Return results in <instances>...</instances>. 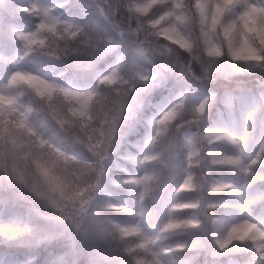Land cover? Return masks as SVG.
<instances>
[{
  "label": "trees",
  "instance_id": "obj_1",
  "mask_svg": "<svg viewBox=\"0 0 264 264\" xmlns=\"http://www.w3.org/2000/svg\"><path fill=\"white\" fill-rule=\"evenodd\" d=\"M47 1L60 19L68 20L69 33L43 28L40 36L21 37L19 31L27 33L34 27L37 8L30 0H0V83L8 81V92L24 111L23 124L16 113L0 110V220L13 228L10 232L0 227V264H143L152 256L143 233L132 223L138 198L136 182L128 173L132 153L138 152L136 144L146 136L157 111L156 102L163 101L169 89L180 88L186 94L178 109H188L201 91H209L217 101L202 122L212 127L218 111L227 119L226 97L230 96L238 109L239 99L261 97L264 39L246 14L249 31L262 53L260 61L233 50L218 21H212L209 29L218 46L211 45L203 35L206 22L199 0ZM224 2L229 5L232 0ZM171 39L180 43L172 44ZM147 69L163 77L160 87H152L138 102L124 107V99L133 92L129 84L137 85L138 73ZM110 71L115 82L104 79L103 73ZM31 72L90 91L84 99L88 119L81 118L80 109L65 93L39 87ZM11 76L15 77L11 80ZM161 91L165 93L159 94ZM146 102L150 105L145 111H138ZM178 109L160 133L151 136L158 154L149 164L152 177L148 182L159 181V189L167 184L161 190L164 193L184 172L183 133L195 118L190 110L179 116ZM134 114L139 120L125 126L122 133L114 131L112 141L105 143L108 155L121 148L119 161L129 168L120 167L111 156L106 168L81 159L85 158V148L72 139L75 136L82 143L86 139L88 129L82 133L78 128L81 121L90 129H106L114 122L122 125V120ZM27 129L42 138L43 144ZM50 141L65 152L78 154L80 160L68 164L65 159L52 158L47 162L55 153ZM260 155L264 160V149ZM209 163L208 173L219 182H240V172L232 167L212 160ZM260 168L264 169V164ZM56 189L64 196L62 200ZM242 191L251 198L257 196L251 211L260 213L264 209V179L250 178ZM147 197L145 206L155 215L159 203L153 204ZM50 199L54 205L47 203ZM188 210H176L179 227ZM209 210L212 218L222 212L221 206ZM149 223L156 243L168 247L174 264H227L224 253L239 264H264V258L245 250L249 242L238 234L218 242L203 223L178 229L175 224L163 225L158 216ZM194 235L197 249L177 244Z\"/></svg>",
  "mask_w": 264,
  "mask_h": 264
},
{
  "label": "rangeland",
  "instance_id": "obj_2",
  "mask_svg": "<svg viewBox=\"0 0 264 264\" xmlns=\"http://www.w3.org/2000/svg\"><path fill=\"white\" fill-rule=\"evenodd\" d=\"M30 4L37 8V21L27 33L19 31L18 34L21 37L25 34L40 36L43 28H47L53 33H59L58 29L61 33H69L70 23L66 19H60L47 0H30ZM198 5L206 22L203 35L211 45L218 46V42L209 32L212 21H218L222 34L233 50L249 54L255 62L262 59V53L249 31L245 15L249 14L251 16L258 35L264 39V1L259 3L256 0H232V3L227 5L224 0H199ZM170 41L172 44L178 45L180 43L178 39H171ZM13 72L16 71L13 70ZM103 75H106L104 79H108L110 83L116 81L112 71L109 74L105 72ZM14 77L11 76V80ZM31 77L41 88L55 89L65 93L80 109L81 118L88 119L85 117L84 99L90 95V91L74 88L56 78L47 77L36 72H31ZM162 78L156 70L147 69L139 72L138 79L140 82L137 85L129 84L133 92L124 99V101L126 100L124 107L138 102L143 93L161 84ZM117 84H120V82L118 81ZM7 87L8 81L0 83V110L9 111L12 114L16 113L24 124V111L20 110L15 103ZM164 93L165 91H161L159 94ZM185 94L186 92L180 90V88L169 89L164 94L163 101L158 100L156 102L157 111L153 112L149 131L136 144L138 152L132 153L130 159L132 167L129 168L119 161L122 153L121 148H117L113 154L108 155L105 150V143L111 138L113 139L116 133L114 131L120 129L122 133L125 126L139 120V116L136 114L130 116L127 121L122 120L120 122L122 125L114 122L106 129H90V126L87 127L86 121H81L78 128L82 133H85L88 129L86 139L82 143L77 137L72 136L75 143L85 148V158L81 159L87 163H99L98 165L103 166L102 168H106V161L111 156L119 162L120 167L129 168L128 174L136 182L134 191L137 193L138 198L136 203L138 209L134 212L135 218L132 223L143 233V239L147 241L152 256V258H145L143 264H174L168 257L166 251L168 247L162 248L156 243V237H154L153 230L149 226V220H154L157 216L161 217L163 225L175 224L178 229H191L203 223L205 229L211 231L218 242H224L229 236L233 235L232 237H234L235 234H238L239 237L244 239L245 243L249 242V247H246L245 250L254 251L253 254L256 257L264 258V209L258 214H252L251 202L254 198L257 199V196L251 198L242 191L243 185L250 178L260 177L264 179V169L260 168V165L264 164V160L260 155L261 150L264 149V89L261 90V97H254L249 101L239 99V109L237 103L230 96L226 97L228 118L226 119L221 111L216 112V122L212 127H206L202 120L206 113L210 111L213 103L217 101L214 93L201 91L189 104L188 109H178ZM262 100L263 102H261ZM150 102H153V100ZM148 105L150 103L147 104L146 102L138 111H145L144 109ZM120 106L119 110L123 108V105ZM177 109L179 116L189 113L190 110V114L195 118L190 119L187 124L189 130H185L183 133L185 148L183 156L184 172L181 178L171 187H168L164 193L161 190L167 184H163L159 189V181L154 179L152 182H148V179L152 177L149 164L151 159L158 154L152 145L151 136L160 133L165 121L168 120L167 118ZM27 132L35 136L40 145L43 144L44 140L34 134L31 129H27ZM48 143L55 153L50 156L49 160H46L47 162L50 161L51 163L52 158H59L61 161L65 159L68 164L80 160L78 154L65 152L51 141ZM209 160L225 164V166L232 167L236 172H240L242 176L240 182L236 183L233 179L228 181L231 183L219 182L215 175L208 173L211 166ZM223 178L227 177L223 176ZM59 190L63 191L61 188ZM56 193L61 196L60 199L62 200L64 196L59 191ZM145 195H148L147 198L151 203H159V211L155 215H151L148 207L145 206ZM50 200V202H46L54 205L52 199ZM212 206H221L222 208V212L215 218H212L210 214L209 209ZM184 208L190 209V211L188 210L185 213L187 216L184 224L179 227L180 223L176 217V210ZM0 227L6 231H13L10 223L5 221L0 220ZM196 236L194 235V237L192 236L185 241L178 240L177 244H180V248L195 250L199 245L195 241L197 240ZM207 240L209 242L210 238L207 237ZM251 240L254 241L252 245ZM253 247H256L255 250L252 249ZM224 254L228 259L227 264H239L233 261L228 253Z\"/></svg>",
  "mask_w": 264,
  "mask_h": 264
}]
</instances>
